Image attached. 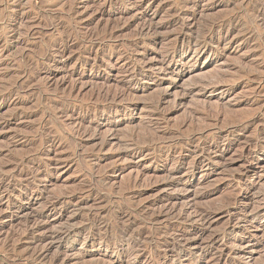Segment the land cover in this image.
<instances>
[{
	"label": "rangeland",
	"instance_id": "rangeland-1",
	"mask_svg": "<svg viewBox=\"0 0 264 264\" xmlns=\"http://www.w3.org/2000/svg\"><path fill=\"white\" fill-rule=\"evenodd\" d=\"M257 2L0 0V184L6 189L0 190V264H161L169 239L163 234L195 230L171 220L155 233L164 225L151 223L153 212L175 196L177 210L216 208L264 178V26L254 19ZM178 14L190 24L186 37L214 43L162 59L158 51L178 35V23H169ZM150 20L172 26L153 41L140 36ZM222 33L229 34L226 42H219ZM136 60L153 64V71L131 81L129 64ZM122 87L130 96L118 110L95 95ZM79 124L86 131L77 134ZM228 129H235L230 140ZM146 130L166 138V146L134 154L130 136ZM51 138L56 146L40 147ZM215 145L229 148L227 169L218 162L192 169L195 154ZM154 155H172L171 162ZM174 165L180 183L165 190L161 183ZM261 191L264 180L250 204H264ZM126 214H133L132 223H123ZM214 229L221 233L223 221ZM67 230L74 231L70 239L56 238ZM251 231L264 236L262 226ZM229 264H264V243Z\"/></svg>",
	"mask_w": 264,
	"mask_h": 264
},
{
	"label": "bare ground",
	"instance_id": "bare-ground-1",
	"mask_svg": "<svg viewBox=\"0 0 264 264\" xmlns=\"http://www.w3.org/2000/svg\"><path fill=\"white\" fill-rule=\"evenodd\" d=\"M257 1L258 2L256 4V6L254 7V12L256 14V17L254 19H256V18L259 19L260 22H262L263 26H264V0H257ZM141 4L143 6L145 4V0H142ZM142 6H139V7L141 8ZM135 9H137V7ZM194 15L195 16L191 17L192 20H195L196 14H194ZM172 18L173 19L169 23H178L179 32L177 31L178 35H177L176 39H174V41L170 42L167 45V47L165 46L158 51V55L160 58H162V59L166 58L167 59V57H172L173 55H175L179 51H182L183 53H189L192 50H195L196 52H198V51L204 50L206 48L209 49L211 47V45L214 43L213 40H210V39H203L202 38L203 40L199 41L200 39L197 40L196 38L193 39L191 37H186V35H184V34L187 32L190 24L187 21H185L184 19H182L179 14L175 15V16L172 15ZM224 24H225L224 22H221L218 24L211 23L208 26L209 28L207 27L209 30L208 32L215 30L216 27L222 28L224 26ZM229 24H230V22H229ZM143 26L144 27L141 29V31L139 30L140 36L150 38L151 40L156 41L159 38H162L161 34H163V33H161V32L164 31L165 29L169 28L172 25L166 24L165 26L161 27L157 23H154L153 21L150 20L148 23H146ZM96 33L92 32L90 35H87V37L89 38V43H90L91 49L95 43L94 38L96 37ZM104 33H106V31ZM105 35H107V37H104L105 39H108L110 36L109 33H107ZM228 38H229L228 33H226V34L222 33L219 36V42H226L228 40ZM51 48H52V46H51ZM55 50H56V48H55ZM76 51H78V50H76ZM57 52H59L61 55H64L65 49L64 50L58 49ZM142 61H144V60H142ZM142 61L140 63L139 61L136 60V61H133L129 64V68L133 73V75H131V78H130L131 81L138 80V78L142 74L147 73L148 70L153 71V64L146 63V62L142 63ZM160 62L162 63V65L165 66V61L160 60ZM169 63H172V60H170ZM169 66H170V64L168 66H166L167 67L166 70H168ZM204 85H205V83H204ZM210 85H211V83H210ZM215 85H216V83H215ZM207 86H209V85H207ZM202 88H204V87H202ZM120 89H119V92L117 91L118 93L115 92L114 94H112L113 92L110 93V91L98 90L95 95L97 98L101 99V102L103 101L104 104L107 103L111 107H116V106H118V104H121L124 99H126V98L129 99V96H130L129 90L127 88L122 87ZM214 89L216 90L217 88H213V90ZM131 101L132 100H130L129 102H131ZM124 102H126V101H124ZM161 102L162 101H157L156 104L159 106ZM115 109H117V107ZM93 130H94V128H93ZM147 130H150L151 134H157L154 130H152L150 128H148ZM81 131H83V128L79 124L77 126V128L74 130V132L78 134ZM85 131H86V129H85ZM85 131H83V132H85ZM225 133L226 134L224 135V137H226V139L230 140V138H232L235 135V129H231V130L228 129L225 131ZM130 139L134 145V149L132 147V149H133L132 152L134 154H139L143 150L152 151V153L153 152L157 153V151L159 149L165 148L164 146H166L162 142V140H165L166 138H160V137H157L156 135H150V132H148V131L146 134H135L133 136H130ZM260 140H262V139H260ZM57 141H58L57 138L43 139V140H41L40 147L41 148L54 147V146H56ZM230 142H232V141H230ZM228 149L229 148L221 149L218 147V145H215V146H211V147H207V148H204L202 150H199L195 154V156L193 157L190 166H192V169L197 170V167H199L201 164H205L206 162L209 164H212L214 162H216V163L218 162L222 168L224 167L227 169L226 166H229V165L228 164L226 165L224 161H225L226 156H227L226 154L229 153V152H227ZM36 151H37V149H36ZM171 157H172V155H170V156H168V155L167 156H163V155L157 156L156 155L154 157V161L163 162V163L168 164L171 162ZM231 163L233 164V162H231ZM249 164H250L249 161L244 164V167H243L244 171H246L249 168ZM173 168H174L173 170L175 171V173H168L166 179L161 183L162 187H164L165 190H166V188H168V189L171 187L173 188L178 183H180L181 176H180V173H178V171H180V169H179L180 167H178V169L175 170L176 167L174 165ZM38 172H40V171H38ZM242 174H243V172H242ZM234 177H235L234 178L235 183H242L241 181H242L243 175H242V177H240V176H234ZM263 180H264L263 176H260L257 183H249V182L246 183L245 184L246 194L244 197L241 198L238 195L232 196L228 202H225L226 204H220V206H218L216 208H214V207H199L198 204H186V205L182 204V207H179L180 209L177 210L176 209L177 204H174V202H176L177 200H180V198H179V196H175L173 199L168 200L170 204H163L161 209L160 210L158 209L159 211H157V213L153 212L152 215L149 217L151 220V223L165 226L164 222L176 220L178 223L177 225H179V227H181L183 230H186L189 227H191V229L195 230V232L193 234H189V235L184 234V233H179L177 230H173L171 232L166 231L163 235L166 234L169 237V239L166 241V243L163 246L164 253H163V261L161 264H176L177 262L179 264H229V262L231 260L237 259L242 254H244L248 249H251L252 247L262 246V244L264 243V238H263L264 236L263 237H261L259 235L253 236L251 230L252 229L256 230L261 226L264 227V224H263V221H264V204H259V203L250 204V203H251L252 196L256 193V192L253 193V191L258 189V188L260 189L261 187H263ZM2 187H5V186L0 184V190L2 189ZM164 188H163V190H164ZM3 189H5V188H3ZM181 190L183 191L184 188ZM184 192H187V194L188 193L191 194L189 188H186V190ZM89 193H90V191H89ZM182 195H183V193H182ZM257 195L259 197V201L264 202V191L259 192ZM181 201H183V200H181ZM183 203H186V202H183ZM180 206H181V204H180ZM200 206H201V204H200ZM133 217H134L133 214H129V215L126 214L122 218V221H124L123 222L124 224H126V223L130 224L134 220ZM222 221H223L222 232L221 233H214V232L212 233L211 229L213 228V231L216 230V229H214V226L219 225ZM164 226H163V228L162 227L156 228V229L154 228L155 233H156V231H159V232L163 231V229H165L167 227V226H165V227ZM150 229H152V227ZM219 230H221V229H219ZM73 232L74 231L67 230V231L57 235L56 238L60 241L68 240L71 238ZM123 232H124V235H126L128 233V229L124 230ZM227 235H228V237H227ZM229 236L234 237V238H232V243L231 242L229 243V241H228L230 239ZM51 239H52V237H51ZM129 251H130V249H129ZM132 252L133 251H131V253ZM42 253H46V252L42 251ZM41 256L42 255H40L39 258ZM39 258H37V259H39Z\"/></svg>",
	"mask_w": 264,
	"mask_h": 264
}]
</instances>
